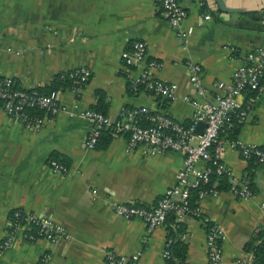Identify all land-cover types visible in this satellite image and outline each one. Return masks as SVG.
Masks as SVG:
<instances>
[{
    "label": "crops",
    "instance_id": "0c3cea01",
    "mask_svg": "<svg viewBox=\"0 0 264 264\" xmlns=\"http://www.w3.org/2000/svg\"><path fill=\"white\" fill-rule=\"evenodd\" d=\"M225 4L232 12H222L214 0H184V29L193 27L194 34L181 40L161 0H0V77L20 89L46 93L60 75L82 68L91 72L77 94L67 87L56 90L73 116L60 113L35 127L0 107V243L17 211L49 218L70 236L58 243L30 241L22 230L0 264H107V252H141L142 264H169L164 251L172 237L188 245L186 264H208L203 220L179 223L170 216L150 233L142 220H126L112 210L120 203L155 207L176 185L184 156H149L142 148L128 152L126 135H112L102 148L103 137L95 149L86 150L91 124L82 114L99 108L115 122L123 108L147 107L189 125L195 109L185 97L197 94L186 62L202 66V84L214 100L215 84L232 82L247 53L264 45V0ZM138 41L146 44L150 59L165 63L155 76L178 85L176 101L131 89L139 71L130 73L123 54ZM239 99L251 101L252 111L234 140L264 148V90ZM224 133V140L231 141ZM224 153L234 176H250L254 198L245 202L225 191L202 199L200 209L225 232L223 264H257L248 248L264 242V164L245 160L228 143ZM55 156L70 168L67 175L50 169Z\"/></svg>",
    "mask_w": 264,
    "mask_h": 264
},
{
    "label": "built area",
    "instance_id": "2783aa9c",
    "mask_svg": "<svg viewBox=\"0 0 264 264\" xmlns=\"http://www.w3.org/2000/svg\"><path fill=\"white\" fill-rule=\"evenodd\" d=\"M183 1L161 0L163 14L181 40L194 34L193 27L184 29L188 14ZM207 18L210 19V16ZM123 59L130 73L139 71L138 77L130 81L132 90L139 91V86L144 85L145 90L156 97L169 101L178 99V85L164 82L155 76L156 72L165 69V63L150 59L144 42H135L132 50L123 54ZM186 69L190 84L197 94V98L185 97L195 109L189 125L147 107L123 108L120 119L115 122L100 111L86 110L82 117L91 124L86 150L95 149L102 133L111 128L115 136L126 135L129 138L128 152L142 148L149 156L166 153L183 155L184 165L176 176V185L165 192L155 207L120 203L112 205V210L126 220H142L150 233L164 226L170 216H175L179 223L190 219L203 220L207 227L208 264H223L225 232L202 214L200 201L206 197H217L225 191L235 194L245 202L254 198L250 176H234L227 167L224 161L225 146L228 143L232 148H239L244 159L254 164H264V149L248 146L239 140L226 141L222 133L235 125L244 124L251 115L252 102L244 104L239 98L250 90L258 93L264 90L261 86L264 75V45L247 53L232 82L215 84L218 93L214 100L208 98V91L202 84V66L187 61ZM63 77L75 81L76 86L72 90L77 94L89 82L91 72L82 68L68 72ZM0 107L17 121L35 127L47 125L60 113L74 115L58 100L57 93L48 95L37 89H20L12 80L1 78ZM32 111L42 112L44 115ZM200 122L206 124L202 135L196 132ZM49 167L56 174L67 175L70 172L69 167L56 160H50ZM221 180L227 181L228 188L222 187ZM195 194L197 202H193ZM8 226V236L0 243V257L14 245L22 230L25 231L23 237L30 241L43 239L58 243L70 238L61 224L49 218L19 211L10 218ZM172 243L169 240L164 251V258L168 262L174 258ZM105 257L107 264H142L141 252L130 255L107 252ZM173 261L177 264L176 260Z\"/></svg>",
    "mask_w": 264,
    "mask_h": 264
},
{
    "label": "trees",
    "instance_id": "16d2710c",
    "mask_svg": "<svg viewBox=\"0 0 264 264\" xmlns=\"http://www.w3.org/2000/svg\"><path fill=\"white\" fill-rule=\"evenodd\" d=\"M65 75V74H63ZM63 75H60L59 78H56L55 81L53 82V85L50 87V88H47V91L46 93L44 94H48V95H52V94H56L58 89L62 88V87H67L69 88L70 90H72L76 84H75V81L74 80H71V79H68L66 77H63ZM1 79H8V78H2L0 77ZM11 80V79H10ZM15 84V83H14ZM16 85V84H15ZM261 86L264 87V75L263 77L261 78ZM17 87V86H16ZM140 90H145V86L144 85H140L139 86V91ZM249 92H253L255 95L258 93L257 91H249ZM99 96H102V93L101 92H98L97 93ZM103 100V97H101V100L100 102ZM97 110H100L102 111L101 109H97ZM34 112L35 114H39V115H44L42 112H35V111H32ZM104 112V111H103ZM33 113V114H34ZM238 126L239 125H235L233 127H231L230 129H228L227 131H225L224 134H227L229 137L228 139H232L234 140L236 137H237V134H238ZM114 135L113 133V130L111 128L105 130L98 143L100 142V140L104 137L106 139V142L103 144H101V142L99 143V145H102V148L103 147H107V145L110 143L111 141V136ZM223 135V134H222ZM115 136V135H114ZM264 149V148H263ZM56 158L58 157H54V159L52 160H56ZM57 161V160H56ZM61 164H64L60 161H57ZM254 163V162H252ZM65 165V164H64ZM221 184H222V187L223 188H228L227 186V181L226 180H221ZM197 202V195L195 194V196L193 197V202ZM15 213V212H14ZM12 213L10 215V217L12 218L13 217V214ZM263 233H261V235L263 236L264 235V231H262ZM170 240L173 241L172 243V247H171V251H172V255L174 258H172L169 263L171 264H174L173 260H176L177 261V264H186V256H187V249H188V245L182 241L181 239L179 238H176L175 237H172L170 238ZM249 251H253L254 254H255V258H256V262L257 264H264V242H262L261 244L259 245H250L249 248H248Z\"/></svg>",
    "mask_w": 264,
    "mask_h": 264
},
{
    "label": "water",
    "instance_id": "95a60500",
    "mask_svg": "<svg viewBox=\"0 0 264 264\" xmlns=\"http://www.w3.org/2000/svg\"><path fill=\"white\" fill-rule=\"evenodd\" d=\"M218 6V8L222 11V12H232L231 9H228L226 8V4H225V0H214ZM206 129V124L204 122H200L198 125H197V128H196V132L198 134H203L204 131Z\"/></svg>",
    "mask_w": 264,
    "mask_h": 264
}]
</instances>
